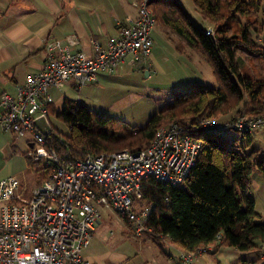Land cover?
<instances>
[{
	"label": "trees",
	"instance_id": "obj_1",
	"mask_svg": "<svg viewBox=\"0 0 264 264\" xmlns=\"http://www.w3.org/2000/svg\"><path fill=\"white\" fill-rule=\"evenodd\" d=\"M192 2L202 20L212 25V34L207 35V28L200 29L193 23L180 0H151L150 7L156 23L168 29L177 40L176 50L195 52L211 68L217 86L189 84L170 103L163 104L141 128L98 115L70 98L64 99L61 110L56 113L54 104L50 103L49 113L55 114L69 132L64 134L52 127L47 146L63 161L80 160L87 154L137 152L150 145L159 128L171 123L181 125L201 143L196 164L180 187L153 179L142 182V196L135 201L134 208L150 211L146 224L152 232L144 235L157 246L170 239L184 253H196L200 248L206 251L221 243L242 252H260L264 247V224L256 222L260 214L249 196V187L256 168L264 174V151L246 150L239 146L238 139L228 142L225 132L213 134L201 121L231 112L233 117L247 113L264 118V43L255 38L264 0ZM237 46L253 54L249 61L252 65L256 66L257 60L261 62L258 69L255 67L256 73H251L236 57L234 48ZM255 132L258 130L241 133L247 147ZM27 154L24 155L27 169L39 184L47 177L48 170ZM218 237L220 242H217ZM237 264L263 263L258 255L255 260L244 259Z\"/></svg>",
	"mask_w": 264,
	"mask_h": 264
},
{
	"label": "built area",
	"instance_id": "obj_2",
	"mask_svg": "<svg viewBox=\"0 0 264 264\" xmlns=\"http://www.w3.org/2000/svg\"><path fill=\"white\" fill-rule=\"evenodd\" d=\"M150 2L135 1L136 16L119 24L106 41L90 37V53L80 48L76 33L50 40L41 70L27 75L14 94L0 95V129L29 137L27 155L48 170L33 188L17 176L0 180V264H91L84 252L102 210H113L142 237L152 232L146 224L149 209L134 208L142 182L153 179L180 187L189 178L201 143L175 123L159 128L150 145L137 152L87 154L76 161L61 160L46 142L53 130L48 105L54 101V89L68 84L79 90L96 81L98 72H113L122 65L150 67L156 24ZM205 30L213 33L212 28ZM201 123L217 135L226 130L251 133L264 127V118L244 114L223 124L205 117ZM202 252L184 253L179 264H194ZM259 257L264 264V247Z\"/></svg>",
	"mask_w": 264,
	"mask_h": 264
},
{
	"label": "rangeland",
	"instance_id": "obj_3",
	"mask_svg": "<svg viewBox=\"0 0 264 264\" xmlns=\"http://www.w3.org/2000/svg\"><path fill=\"white\" fill-rule=\"evenodd\" d=\"M96 1L100 2L101 8L109 7L110 1L112 6L115 3V0ZM116 1H118L119 7H127L128 10L134 12L133 4L136 0ZM180 3L197 27L204 29L207 25L210 26L207 28H212L211 24L202 20L192 0H180ZM122 13L121 18H123ZM258 23L255 38L259 43H264V5L258 16ZM152 39L151 58L155 60V66L152 64L153 67L151 65L142 71L139 68L132 69L122 65L113 72H98L96 81L79 90L69 88L68 84L55 89L56 97L53 101L55 113L61 110L64 99L70 98L98 115L118 119L128 126L141 128L163 104L170 103L173 97L177 93L184 92L189 84L201 83L212 87L217 86V80L209 65L190 49H186L184 52L177 51V40L164 26L159 23L155 24ZM234 51L236 57L243 61L249 71L256 73L255 69L261 66V62L256 59L258 64L252 65L249 61L254 57L253 54L242 46L235 47ZM130 58L132 56L127 57L128 60ZM147 71L151 72L150 76H146ZM234 118L236 117H233V112H231L229 115L215 119L224 124ZM48 121L55 129L68 134L69 129L57 120L55 114L48 112ZM240 136L241 133L236 131L226 130L224 133V138L228 142L238 139L239 146L246 147V150L260 149L264 151V127L253 134L249 147L246 146L245 139ZM23 156L19 152L17 158L11 160L14 167L13 174L15 173L12 176H17L22 182L33 188L37 184V179L28 171ZM3 161L5 163L7 159H3ZM3 161L0 160V164H3ZM249 196L256 202L255 210L260 214V218L256 219V222L264 224V174L257 168L251 176ZM95 231L91 246L86 251L87 254L91 253L96 258L92 264H169L160 255L158 247L148 236L137 237L132 231V226L119 218L111 209L102 210V218ZM163 247L166 249V246ZM168 251L173 255L171 258L173 264H179L180 255L174 253L170 248ZM238 253L239 255L247 253L245 257L238 260H249V258H257L260 252L239 251Z\"/></svg>",
	"mask_w": 264,
	"mask_h": 264
},
{
	"label": "crops",
	"instance_id": "obj_4",
	"mask_svg": "<svg viewBox=\"0 0 264 264\" xmlns=\"http://www.w3.org/2000/svg\"><path fill=\"white\" fill-rule=\"evenodd\" d=\"M117 2L115 0L112 6L110 1V8H101L96 0H0V95L4 92L14 94L16 85L22 84L27 75L41 70L46 57L45 45L50 40L76 33L81 39L80 48L90 53V37L106 41L116 34L120 23L136 16V10L132 12L127 7H119ZM154 61L151 58L150 66L156 65ZM148 73L150 76L151 72ZM52 92L55 99V89ZM29 140V137L18 138L0 129V160L7 159L0 164V180L15 174L11 160L17 158L19 152L22 155L28 152L31 148ZM90 246L84 257L92 264L96 258L86 253ZM157 247L169 264H173V255L168 248L180 257L184 254L170 239ZM238 252L221 243L197 255L194 264H237L241 261L238 259L247 254L239 255ZM255 259L249 258V261Z\"/></svg>",
	"mask_w": 264,
	"mask_h": 264
},
{
	"label": "water",
	"instance_id": "obj_5",
	"mask_svg": "<svg viewBox=\"0 0 264 264\" xmlns=\"http://www.w3.org/2000/svg\"><path fill=\"white\" fill-rule=\"evenodd\" d=\"M145 74H146V76H147V75L149 74L148 71H147Z\"/></svg>",
	"mask_w": 264,
	"mask_h": 264
}]
</instances>
